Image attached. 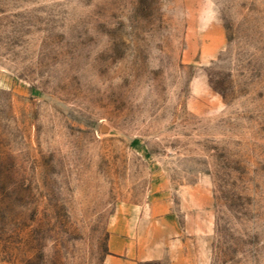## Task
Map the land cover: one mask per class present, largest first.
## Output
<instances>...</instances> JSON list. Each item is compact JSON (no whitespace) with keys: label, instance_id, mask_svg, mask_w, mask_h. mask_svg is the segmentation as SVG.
<instances>
[{"label":"rangeland","instance_id":"374dc122","mask_svg":"<svg viewBox=\"0 0 264 264\" xmlns=\"http://www.w3.org/2000/svg\"><path fill=\"white\" fill-rule=\"evenodd\" d=\"M174 227L264 264V0H0V264H172Z\"/></svg>","mask_w":264,"mask_h":264},{"label":"crops","instance_id":"0c3cea01","mask_svg":"<svg viewBox=\"0 0 264 264\" xmlns=\"http://www.w3.org/2000/svg\"><path fill=\"white\" fill-rule=\"evenodd\" d=\"M171 231L169 235V239L173 242V245H170L171 247L169 246V248H172L170 251L171 261L172 264H181L177 254L179 250L178 241H180L179 237L181 233L176 227ZM157 235L153 234L150 238L149 235L145 236V234L140 233L138 230L136 233L132 231L117 232L115 230L112 234L110 243L112 250L119 256L136 258L139 260H164L166 259V254L160 248L161 238Z\"/></svg>","mask_w":264,"mask_h":264}]
</instances>
